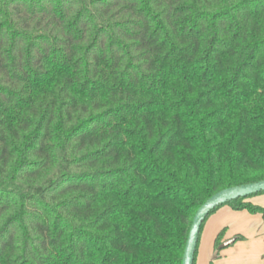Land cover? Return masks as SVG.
<instances>
[{"label": "trees", "instance_id": "16d2710c", "mask_svg": "<svg viewBox=\"0 0 264 264\" xmlns=\"http://www.w3.org/2000/svg\"><path fill=\"white\" fill-rule=\"evenodd\" d=\"M263 180L264 0H0V264H183Z\"/></svg>", "mask_w": 264, "mask_h": 264}, {"label": "crops", "instance_id": "0c3cea01", "mask_svg": "<svg viewBox=\"0 0 264 264\" xmlns=\"http://www.w3.org/2000/svg\"><path fill=\"white\" fill-rule=\"evenodd\" d=\"M254 204L264 207V194L255 196L250 199ZM223 208V209H222ZM215 213L214 217L218 216V222L213 225V234L212 240L214 241L218 233L224 228L227 227V231L224 241H230L233 236L238 234H249L253 233L257 236L261 235V230L264 227V219L259 214H251L248 211H234L229 206L222 207ZM225 210V211H222ZM260 233V234H259ZM214 253V248L211 247L209 252V257H212ZM224 254V253H223ZM212 255V256H211ZM211 258L208 260L210 261ZM249 250L241 246L236 252H229L226 257L219 259L215 264H248L249 263Z\"/></svg>", "mask_w": 264, "mask_h": 264}, {"label": "water", "instance_id": "95a60500", "mask_svg": "<svg viewBox=\"0 0 264 264\" xmlns=\"http://www.w3.org/2000/svg\"><path fill=\"white\" fill-rule=\"evenodd\" d=\"M264 191V180L240 186L223 189L210 197L196 212L189 232L183 255V264H195V254L198 247L199 235L203 222L209 213L218 206L227 202L248 197ZM231 241H227L223 247H227Z\"/></svg>", "mask_w": 264, "mask_h": 264}, {"label": "rangeland", "instance_id": "374dc122", "mask_svg": "<svg viewBox=\"0 0 264 264\" xmlns=\"http://www.w3.org/2000/svg\"><path fill=\"white\" fill-rule=\"evenodd\" d=\"M217 211L215 213H217ZM222 211H225V210H222ZM215 213L212 214L208 218V220L206 221L204 225L201 238H200V242H199V246H198V250H197L196 264H209L211 261H214V264H215L217 260L222 259L223 257H226L227 254H229V252L231 253L236 252V250H238L241 246L249 250V260L250 261L248 264H264V227L261 230L262 234L259 236L253 233L252 234L249 233L248 235L238 234V235H242L244 239L239 240L236 243H233L225 248H222V246H224L225 243L227 242L223 243L220 246V249H221L219 250L220 255H218V253L215 251V248H214V241L212 240L213 239L212 238L213 225L216 224L215 222H218L217 219L214 220L215 218L218 217V216L214 217ZM224 228H227V227H224ZM228 230L229 229L227 228L226 233ZM235 237L236 235L233 236L232 239H234ZM211 247L214 248V253H213V256L211 255L212 257H209V252L211 250ZM210 258L211 260L208 261ZM238 264H242V263H238Z\"/></svg>", "mask_w": 264, "mask_h": 264}]
</instances>
